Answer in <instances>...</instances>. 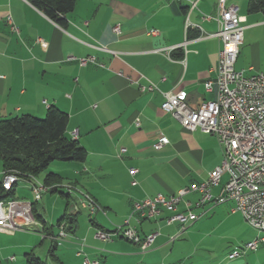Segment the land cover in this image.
<instances>
[{
    "label": "crops",
    "instance_id": "1",
    "mask_svg": "<svg viewBox=\"0 0 264 264\" xmlns=\"http://www.w3.org/2000/svg\"><path fill=\"white\" fill-rule=\"evenodd\" d=\"M194 1L197 5L190 9L187 0H77L66 25L60 26L29 0H0V120L22 114L42 118L52 106L68 113L67 133L87 150V157L55 161L49 170L61 175L63 183L80 187V194L88 193L106 212L90 213L88 218L80 210L75 229L57 249L63 264H83L85 257L99 264H264V240L254 249L244 248L264 234L233 210L232 200L195 208L202 216L185 230L179 221L166 222L170 211L157 219L133 218L131 225L142 237L157 233L146 251L122 236L110 241L96 237L98 229L122 224L135 202L204 181L224 159L217 137L185 129L161 107L169 91H186L193 107L215 97L206 92L204 82L215 76L222 48L221 39L213 35L219 30L218 0ZM250 1H227L245 17L235 68L247 73L251 67L264 71V15L249 13ZM166 47L174 48L159 51ZM88 56L95 61L81 65L79 59ZM150 81L158 89L142 92L140 85ZM161 133L169 142L156 149ZM132 168L138 172L132 174ZM44 175L38 179L43 181ZM3 178L0 168V182ZM228 179V174L222 176L212 188L214 195L223 192ZM15 186V199L35 203L53 226L48 233L56 234L55 219L64 214L67 198L47 192L40 207L29 196L28 179ZM199 197L198 192L188 194L180 209L185 210V201L194 203ZM218 240L220 250L215 246ZM29 241V251L53 263L50 237L41 235L40 240L35 234ZM226 246L232 247L229 253H224ZM234 250H241V255L230 258ZM5 253L1 247L0 256Z\"/></svg>",
    "mask_w": 264,
    "mask_h": 264
},
{
    "label": "built area",
    "instance_id": "2",
    "mask_svg": "<svg viewBox=\"0 0 264 264\" xmlns=\"http://www.w3.org/2000/svg\"><path fill=\"white\" fill-rule=\"evenodd\" d=\"M187 1L193 3V9L196 7L197 1ZM227 1L218 0L219 30L213 35L221 39L222 48L215 68L216 74L204 82L206 92L214 93L215 97L193 107L188 102L186 91H169L164 93L165 99L161 105L163 111L172 114L185 129L200 130L217 137L224 152L222 163L211 171L204 181L184 186L175 194L158 193L153 197L135 202L130 216L123 224L116 225L110 230L98 229L97 238L110 241L115 237L122 236L138 244L142 251H146L157 233H150L142 237L136 227L131 225L133 218L139 222L146 219H157L164 211H170L172 214L166 218V222L172 224L179 221L182 224L181 230H185L189 222H195L202 216L194 211L195 208L208 204L216 205L226 200H232L234 202L233 210L240 212L248 224L264 234V71H252L251 67V73H247L245 69L237 70L235 68L244 40L245 26L243 22L245 17L239 14L238 6L228 4ZM191 11L187 12V20ZM210 17L209 15L205 16L206 19ZM9 22L11 23V18H9ZM187 22L189 25V20ZM12 29L19 32V27L13 23ZM114 30L119 32L120 27L116 26ZM158 32V30L151 31L152 34ZM172 48L174 47H166L159 51L169 53ZM74 58L70 57L69 59ZM94 61V56L79 59L81 65ZM157 89L158 86L151 81L140 85L142 92H152ZM136 124H140L139 118L136 120ZM168 142L167 136L161 133L154 143V147L161 149ZM137 172L138 169H131L132 174ZM224 174H228L229 179L223 192L214 195L212 188L220 183ZM30 178L34 179L33 176ZM21 180L25 179L19 177V181ZM29 181L35 200H41L48 189H39L35 185V179ZM2 183L4 189L8 190L7 173H4ZM63 185L68 184H62L61 188ZM74 191L78 193V197L77 202L72 206V211L87 209L91 214L100 210L106 213L88 193L80 194L79 188L72 189V192ZM192 192H198L199 199L194 203L185 201L186 208L182 211L181 203ZM27 210H33L32 202L15 198L0 199V232L35 231L36 228L41 227L37 219L27 217ZM67 228L68 222L65 221L56 236L48 235V237L60 246L70 235ZM44 235L43 237H45ZM176 237H172V240ZM260 240H264V237L248 242L244 248L254 249ZM241 252V250H234L233 255L229 257L236 258L241 255ZM13 258L11 257V259ZM83 264H99V262L85 257Z\"/></svg>",
    "mask_w": 264,
    "mask_h": 264
},
{
    "label": "trees",
    "instance_id": "3",
    "mask_svg": "<svg viewBox=\"0 0 264 264\" xmlns=\"http://www.w3.org/2000/svg\"><path fill=\"white\" fill-rule=\"evenodd\" d=\"M29 1L60 26L66 25L67 15L74 10L77 3V0ZM248 12H262L264 15V0H251ZM68 122V113L56 106L50 107L45 117L42 118L22 114L0 120V158L3 173L14 172L20 178L31 181L34 180L30 178L33 176L48 187L47 192H60L67 198L64 214L57 221L56 234L48 233L49 230H53V226H48L47 221L33 203V215L40 222L41 227L36 228L35 231H27L39 232L42 236L46 233L56 236L59 226L64 224V221L68 222V232H72L76 227L75 223L80 212L72 211L71 194L61 192L62 176L49 170L55 161H84L87 157V150L77 139L68 135ZM41 174H45L43 181L38 179ZM15 185L16 183L11 189L6 190L0 182V199H14ZM57 249L58 245L53 241L49 248V256L59 264H63L56 254ZM25 258L26 264H49L33 250L26 252Z\"/></svg>",
    "mask_w": 264,
    "mask_h": 264
},
{
    "label": "rangeland",
    "instance_id": "4",
    "mask_svg": "<svg viewBox=\"0 0 264 264\" xmlns=\"http://www.w3.org/2000/svg\"><path fill=\"white\" fill-rule=\"evenodd\" d=\"M41 118V117H40ZM56 163V162H54ZM51 168H53V164L50 166ZM0 168H2V160L0 158ZM43 174H41L42 176ZM63 184H68V182L66 183H63ZM80 188V187H78ZM81 189V188H80ZM61 192H64L65 194H68L69 190L67 188V185H63V187L60 189ZM82 190V189H81ZM30 193V197L31 196H34L32 194V191L29 192ZM47 193V192H45ZM44 193V194H45ZM55 193V196L56 197H59L60 199H63L65 200V196H62V194L60 192H54ZM43 194V196H44ZM18 197V196H17ZM19 197H21V195H19ZM71 197L72 198H75V201L77 202V197H78V193L76 191L73 192V194H71ZM22 198V197H21ZM34 198V197H32ZM39 206L41 207L42 206V201L39 200ZM75 203V202H74ZM73 203V204H74ZM39 209V208H38ZM51 209V207H50ZM84 210V211H83ZM81 214L84 215L85 217H90L91 214L89 212V210L87 209H82L81 210ZM130 216V214L125 218V220ZM59 218V217H58ZM55 219V222H57V219ZM125 220L122 222V224L125 222ZM38 235V237H40V240H41V235L38 233V232H31V231H27V230H20V231H17L15 233H1L0 232V246L2 248H5L6 249V253L4 256H0V258L2 259L3 261V264H26V258H25V253L29 251V248H27V246H25V243H30V239L33 235ZM228 235L230 234V232L227 233ZM49 234H45V238L48 237ZM219 241V240H218ZM216 247L219 248V250L221 249V246H222V242L219 241L218 243H216L215 245ZM233 246V245H231ZM0 247V248H1ZM27 248V249H26ZM37 250L39 249L36 248ZM232 249V247H228L226 246L224 248V253L228 252L229 253V250ZM39 251V250H38ZM56 253H57V250H56ZM12 256H14V259H10ZM42 258L44 260H46V256L45 255H41ZM230 256V255H229ZM9 260H8V259ZM51 258V257H50ZM53 260V258H51ZM14 260V261H13ZM50 264H59L57 261L53 260V263H50Z\"/></svg>",
    "mask_w": 264,
    "mask_h": 264
},
{
    "label": "bare ground",
    "instance_id": "5",
    "mask_svg": "<svg viewBox=\"0 0 264 264\" xmlns=\"http://www.w3.org/2000/svg\"><path fill=\"white\" fill-rule=\"evenodd\" d=\"M190 9H193V3H191ZM6 173L8 174V190H9L13 187L15 183L19 181V176L14 172H6ZM35 185L39 189H48V187L44 186L43 183L39 182L37 179H35ZM67 188L69 191H72V189H74L71 184L67 185ZM27 217L29 219H36L35 216L33 215V210H27ZM63 225L64 224H61L59 228L62 227ZM231 255H233V252L230 254V256Z\"/></svg>",
    "mask_w": 264,
    "mask_h": 264
}]
</instances>
